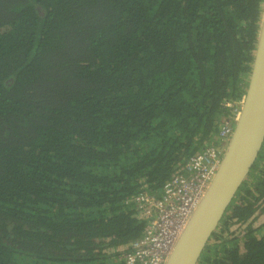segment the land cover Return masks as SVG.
<instances>
[{
    "label": "trees",
    "instance_id": "obj_1",
    "mask_svg": "<svg viewBox=\"0 0 264 264\" xmlns=\"http://www.w3.org/2000/svg\"><path fill=\"white\" fill-rule=\"evenodd\" d=\"M263 3L0 0V264H126L136 199L223 146ZM198 264H264V146Z\"/></svg>",
    "mask_w": 264,
    "mask_h": 264
},
{
    "label": "water",
    "instance_id": "obj_2",
    "mask_svg": "<svg viewBox=\"0 0 264 264\" xmlns=\"http://www.w3.org/2000/svg\"><path fill=\"white\" fill-rule=\"evenodd\" d=\"M241 112L220 166L165 264H198L264 146V3Z\"/></svg>",
    "mask_w": 264,
    "mask_h": 264
},
{
    "label": "built area",
    "instance_id": "obj_3",
    "mask_svg": "<svg viewBox=\"0 0 264 264\" xmlns=\"http://www.w3.org/2000/svg\"><path fill=\"white\" fill-rule=\"evenodd\" d=\"M243 100L234 108V118L224 120L219 131L223 146L207 148L189 160L181 174L175 175L163 188L160 199L143 194L136 201L146 217L151 219L144 237L131 244L126 264H165L177 237L197 208L203 194L215 176L229 142L234 123L238 120ZM227 107L232 108L231 103ZM233 123V125H232Z\"/></svg>",
    "mask_w": 264,
    "mask_h": 264
},
{
    "label": "rangeland",
    "instance_id": "obj_4",
    "mask_svg": "<svg viewBox=\"0 0 264 264\" xmlns=\"http://www.w3.org/2000/svg\"><path fill=\"white\" fill-rule=\"evenodd\" d=\"M225 147L227 146L226 143L224 145ZM263 223V219H261V217H258L255 222L253 223L254 227H260L262 226ZM263 230L260 229V232H262Z\"/></svg>",
    "mask_w": 264,
    "mask_h": 264
},
{
    "label": "clouds",
    "instance_id": "obj_5",
    "mask_svg": "<svg viewBox=\"0 0 264 264\" xmlns=\"http://www.w3.org/2000/svg\"><path fill=\"white\" fill-rule=\"evenodd\" d=\"M227 144H228V142H227ZM226 148H227V146H226Z\"/></svg>",
    "mask_w": 264,
    "mask_h": 264
}]
</instances>
